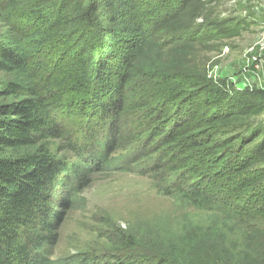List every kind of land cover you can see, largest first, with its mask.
I'll use <instances>...</instances> for the list:
<instances>
[{
    "label": "trees",
    "instance_id": "trees-1",
    "mask_svg": "<svg viewBox=\"0 0 264 264\" xmlns=\"http://www.w3.org/2000/svg\"><path fill=\"white\" fill-rule=\"evenodd\" d=\"M207 4L0 0L14 35L0 38V75L14 78L0 87V264H258L264 129L253 126L264 92L213 79L204 58L192 65L193 45L229 39L245 22L195 25ZM94 162H147L142 174L166 197L217 217L175 239L180 250L145 244L137 259V243L119 233L114 255L54 259L70 205H83L68 183L88 181Z\"/></svg>",
    "mask_w": 264,
    "mask_h": 264
},
{
    "label": "rangeland",
    "instance_id": "rangeland-1",
    "mask_svg": "<svg viewBox=\"0 0 264 264\" xmlns=\"http://www.w3.org/2000/svg\"><path fill=\"white\" fill-rule=\"evenodd\" d=\"M207 1L203 16L195 20V25L206 26L209 22L217 24L234 18L245 22L237 32L234 30L235 24L231 25L232 37L229 39L220 40L215 44L193 45L196 48L188 51L189 59L192 65L201 58L205 59L208 76L217 81L224 80L235 89L244 88L248 84L240 71V64L245 51L256 41L264 19L245 9V0ZM249 4L253 8L261 4V1L249 0ZM227 27H230V24ZM1 37L10 40L14 35H11V30L0 15ZM179 58L180 56L176 55V59ZM10 80L13 81L14 78L0 75V87ZM260 121L262 122L253 128L264 129V116ZM75 134V137L81 139L80 132L75 131ZM58 144L56 143V146ZM85 157L90 163V157ZM148 167L149 164L145 162L142 168L134 165L126 171L128 168L124 164L120 169L107 171L101 164L94 162L88 181H83V185H79L77 179L68 183L71 192H80L77 196L82 198L83 205H70L59 226V243L53 258L63 259L82 254H98L100 257L104 254L114 255L123 248L118 247L119 233H125L126 237L137 243L136 249L128 250L135 252L137 259L146 256V251H151L145 244L154 250H180L186 242L184 239H175L183 238L184 234L207 226V221L217 217L212 211L183 203L175 194L166 197L163 190L159 189V184L151 180L150 172L142 174V170ZM250 243L256 244V256L253 257L255 262L264 264V236L256 242L251 240ZM128 251H124V258L126 254L131 255Z\"/></svg>",
    "mask_w": 264,
    "mask_h": 264
},
{
    "label": "built area",
    "instance_id": "built-area-1",
    "mask_svg": "<svg viewBox=\"0 0 264 264\" xmlns=\"http://www.w3.org/2000/svg\"><path fill=\"white\" fill-rule=\"evenodd\" d=\"M260 1L261 4L252 8L249 0H245L243 6L256 17L264 19V0ZM240 71L245 76V81L248 84H245L246 86L251 87L256 84L264 92V21L261 23L256 41L245 51L244 59L240 64Z\"/></svg>",
    "mask_w": 264,
    "mask_h": 264
}]
</instances>
